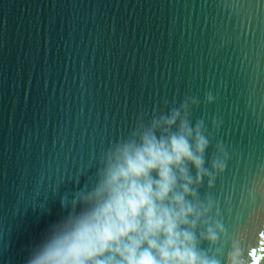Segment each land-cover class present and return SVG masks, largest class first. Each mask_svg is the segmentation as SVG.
Masks as SVG:
<instances>
[{"label": "water", "instance_id": "1", "mask_svg": "<svg viewBox=\"0 0 264 264\" xmlns=\"http://www.w3.org/2000/svg\"><path fill=\"white\" fill-rule=\"evenodd\" d=\"M186 96L206 167L228 153L199 189L225 232L201 247L264 264V0H0V264H26L110 145Z\"/></svg>", "mask_w": 264, "mask_h": 264}, {"label": "clouds", "instance_id": "2", "mask_svg": "<svg viewBox=\"0 0 264 264\" xmlns=\"http://www.w3.org/2000/svg\"><path fill=\"white\" fill-rule=\"evenodd\" d=\"M211 93L206 101L212 103ZM196 97L167 113L142 114L127 137L103 153L95 180L34 245L26 264H241L239 241L225 261L216 246L225 229L213 222L215 201L200 194L226 168L223 143L206 167L211 136L191 120ZM213 125L219 127L216 120ZM217 214H219L217 212Z\"/></svg>", "mask_w": 264, "mask_h": 264}]
</instances>
